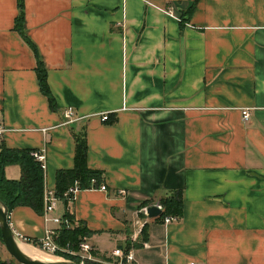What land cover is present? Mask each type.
<instances>
[{
	"label": "crops",
	"instance_id": "1",
	"mask_svg": "<svg viewBox=\"0 0 264 264\" xmlns=\"http://www.w3.org/2000/svg\"><path fill=\"white\" fill-rule=\"evenodd\" d=\"M22 3L55 109L13 29L16 1L0 0V143L42 150L53 189L84 135L86 166L106 187L78 189L47 216L65 209L82 223L97 261L117 262L112 251L129 242L133 264H264V0ZM65 107L82 117L64 123ZM4 175L18 178L19 167ZM174 190L181 215L147 219L146 239L133 240L135 211ZM41 215L16 206L8 222L40 243L55 227Z\"/></svg>",
	"mask_w": 264,
	"mask_h": 264
},
{
	"label": "trees",
	"instance_id": "2",
	"mask_svg": "<svg viewBox=\"0 0 264 264\" xmlns=\"http://www.w3.org/2000/svg\"><path fill=\"white\" fill-rule=\"evenodd\" d=\"M16 1V15L13 19V29L20 35L23 41L31 50L35 64L34 72L36 76L39 91L45 96L50 109H55L54 98L49 91L46 82V70L39 58L38 51L35 44L30 41L22 32V18H23V3L22 0ZM114 121L113 114H107L103 122L111 123ZM33 149L28 148H8L0 143V201L5 205L8 212L16 206H26L34 213L42 214V189H43V174L38 166V163L30 155ZM86 141L84 135L74 137L73 148V165L69 169H60L54 175V189L55 193L60 197L62 192L70 186L74 181L77 188L82 189L89 186V180L94 179L95 183L103 182V174L100 170L90 169L86 166ZM10 164H15L19 167V176L16 179H9L4 175V167ZM161 206V212L158 216L152 218L153 221L161 222L164 216L179 217L182 212V195L180 190H174L166 195H162L155 201ZM152 202H145L143 204H150ZM61 204L64 201L61 200ZM61 217H66L71 220L72 215L68 214L65 209ZM89 231L86 227L78 222L72 228H65L60 225L56 229L54 242L60 248H66L69 251H77L78 243L83 235H87ZM146 239V223L141 226L139 231V242ZM1 241V240H0ZM35 244H40L34 240L26 239ZM129 242H126L124 250L128 249ZM132 245H137L133 242ZM56 254L64 259L72 260L78 263V256L69 254L61 250H57ZM94 254V253H92ZM11 258V257H10ZM106 262V260H104ZM99 261L83 260V264H107ZM0 264H18L12 258L5 260L0 259Z\"/></svg>",
	"mask_w": 264,
	"mask_h": 264
},
{
	"label": "built area",
	"instance_id": "3",
	"mask_svg": "<svg viewBox=\"0 0 264 264\" xmlns=\"http://www.w3.org/2000/svg\"><path fill=\"white\" fill-rule=\"evenodd\" d=\"M61 116L63 118L64 123H70L74 120L80 119L82 116H77L74 112V110L71 107H65L61 111ZM106 115L101 114L100 118L101 120L105 119ZM248 118V111L247 109H241V119L243 122H246ZM5 131V127L3 126L2 121L0 120V137ZM30 155L33 157V159L38 163L39 168L42 171V174L45 170V158H44V153L42 150H32L30 151ZM88 188H96L102 191L106 190V187L103 182L100 183H95L94 179L89 180V186ZM78 190L76 182L74 181L70 186H68L61 194L59 197L55 193V189L48 188L43 185L42 189V220L46 224V222H50L52 225L55 227H49V226H44L43 228V235L40 239V245L43 249L50 253H55L57 250L64 251L69 254H74L77 255L80 258V261L78 264H83V260H90V261H97L95 260L91 253V246L86 242V240L82 237L81 240L78 243V250L75 252L68 251L65 248H60L58 245L55 244L54 242V237L56 235V229L60 226L63 225L65 228H72L77 225V221L72 218L71 220L67 219L66 217H61V216H53V217H48L47 215L52 213L54 209L57 206V203H61V200L64 201V208L70 204L74 193ZM150 205H154L161 211V206L156 203L152 202L150 204H146L144 206H141L135 211L136 215V229L134 232H132L133 240L134 236L139 233L141 226L145 223L147 219H150L146 216V208ZM67 212V211H66ZM68 213V212H67ZM69 214V213H68ZM176 219V216H164L162 218V222L166 223L169 221H173ZM112 254L118 258L117 262H104L107 264H133V258H132V253L131 250L128 248L125 251H120L118 249H114L112 251ZM103 262V261H99ZM189 264H194V263H189Z\"/></svg>",
	"mask_w": 264,
	"mask_h": 264
},
{
	"label": "water",
	"instance_id": "4",
	"mask_svg": "<svg viewBox=\"0 0 264 264\" xmlns=\"http://www.w3.org/2000/svg\"><path fill=\"white\" fill-rule=\"evenodd\" d=\"M146 216L154 218L160 214V210L154 205L146 208ZM0 240L6 253L18 264H78L72 260H48L42 261L26 255L18 246L19 237L12 231L8 222V210L0 201Z\"/></svg>",
	"mask_w": 264,
	"mask_h": 264
},
{
	"label": "rangeland",
	"instance_id": "5",
	"mask_svg": "<svg viewBox=\"0 0 264 264\" xmlns=\"http://www.w3.org/2000/svg\"><path fill=\"white\" fill-rule=\"evenodd\" d=\"M20 239V238H19ZM21 242H23V244H27L28 246H31L33 247L34 249L38 250L39 252L45 254L46 256L50 257L51 260H66L64 259L63 257L59 256L55 253H50L48 251H46L45 249H43L41 247L40 244H35V243H32V242H28L26 241V239H20ZM66 249V248H65ZM68 250V249H67ZM69 251V250H68ZM71 251V250H70ZM71 252H74V251H71ZM91 254V253H90ZM92 255V254H91ZM79 258V257H78ZM0 259H5V260H8V259H11L10 256L6 253L1 241H0ZM80 261V258L78 260V262Z\"/></svg>",
	"mask_w": 264,
	"mask_h": 264
},
{
	"label": "bare ground",
	"instance_id": "6",
	"mask_svg": "<svg viewBox=\"0 0 264 264\" xmlns=\"http://www.w3.org/2000/svg\"><path fill=\"white\" fill-rule=\"evenodd\" d=\"M18 246L26 255L30 256L31 258L42 260V261L51 260L50 257L39 252L38 250L34 249L33 247L28 246L27 244L19 243Z\"/></svg>",
	"mask_w": 264,
	"mask_h": 264
}]
</instances>
